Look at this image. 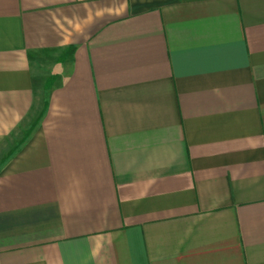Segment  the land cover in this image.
I'll return each instance as SVG.
<instances>
[{
    "label": "crops",
    "instance_id": "obj_1",
    "mask_svg": "<svg viewBox=\"0 0 264 264\" xmlns=\"http://www.w3.org/2000/svg\"><path fill=\"white\" fill-rule=\"evenodd\" d=\"M0 264H264V0H0Z\"/></svg>",
    "mask_w": 264,
    "mask_h": 264
}]
</instances>
